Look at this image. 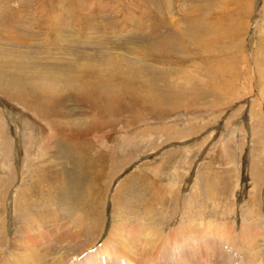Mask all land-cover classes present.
<instances>
[{"label":"rangeland","instance_id":"rangeland-1","mask_svg":"<svg viewBox=\"0 0 264 264\" xmlns=\"http://www.w3.org/2000/svg\"><path fill=\"white\" fill-rule=\"evenodd\" d=\"M81 260L264 264V0H0V264Z\"/></svg>","mask_w":264,"mask_h":264},{"label":"bare ground","instance_id":"bare-ground-1","mask_svg":"<svg viewBox=\"0 0 264 264\" xmlns=\"http://www.w3.org/2000/svg\"><path fill=\"white\" fill-rule=\"evenodd\" d=\"M190 33V32H189ZM224 33V32H223ZM227 33V32H226ZM187 34V33H186ZM186 36V39L187 38H190L191 37V33L188 35H185ZM180 44H181V40L179 41V40H177ZM206 47V46H205ZM84 85H85V87L84 86H82L83 87V90H86V91H93V90H95V89H104L105 88V84L103 83V82H101V81H99V80H96V81H94L93 80V82H90V84L89 83H84ZM100 87V88H99ZM80 89V88H79ZM82 91V90H81ZM87 93V92H86ZM93 93H95V92H93ZM86 96V95H85ZM98 96V95H97ZM93 99H89L88 97H82V96H78V98H77V102H79L78 103V106L80 107V106H82L83 104H88L89 105V107H90V110H91V108H92V106L93 105H90V104H92V101ZM93 101H95V100H93ZM96 102V101H95ZM82 103V104H81ZM97 104H98V106H96V108H93L94 109V111L95 110H100L99 109V107L100 108H102L101 107V103H98V102H96ZM113 103V102H112ZM110 104H111V102H109L105 107H103L102 109L104 110V109H109L110 108ZM116 106H119V105H117V104H115V105H113V108H115ZM101 111V110H100ZM121 111V110H120ZM75 137H77L76 135H75ZM100 259V258H99ZM84 260H81L80 262L81 263H78V264H85V262H83ZM90 261H91V259H90ZM99 262V261H98ZM101 262V261H100ZM91 263V262H90Z\"/></svg>","mask_w":264,"mask_h":264},{"label":"crops","instance_id":"crops-1","mask_svg":"<svg viewBox=\"0 0 264 264\" xmlns=\"http://www.w3.org/2000/svg\"><path fill=\"white\" fill-rule=\"evenodd\" d=\"M156 251V248L154 249ZM163 261V260H162Z\"/></svg>","mask_w":264,"mask_h":264}]
</instances>
